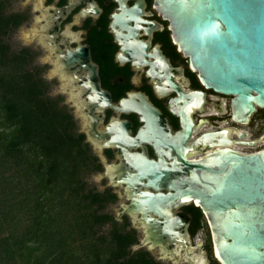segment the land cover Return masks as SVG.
Listing matches in <instances>:
<instances>
[{
  "label": "flooded vegetation",
  "instance_id": "af4514ba",
  "mask_svg": "<svg viewBox=\"0 0 264 264\" xmlns=\"http://www.w3.org/2000/svg\"><path fill=\"white\" fill-rule=\"evenodd\" d=\"M3 4L11 10L7 15L17 18L13 34L22 33L20 49L32 54L43 91L67 111L95 160L90 177L97 179L99 191L116 196L109 206L117 204L120 212L132 202L128 184L121 181L138 173L130 154L159 162L163 158L184 170L176 148L183 146L187 159L198 160L225 147L218 144L224 135L231 140H255L243 127L253 125L251 118L260 108L248 124L232 119L233 96L203 83L176 39L161 0H3ZM181 113L194 122L185 141ZM147 119L155 124L148 125ZM234 130L247 136L241 138ZM208 133H221V137L203 139ZM244 148L251 147L234 146L241 153H251ZM147 182L145 178L143 184ZM143 184L137 183L135 190L146 189ZM149 190L157 192L153 187ZM176 214L188 223V236L168 244L166 251L176 249V256L168 253L167 257L160 247L141 246L145 234L130 215L118 214L116 219L127 218L141 234L133 249L149 251L161 264L162 260L191 264L186 247L190 257L197 259L202 246L196 245V237L207 230L204 264H220L203 211L191 203L179 206ZM180 231L183 235L185 228Z\"/></svg>",
  "mask_w": 264,
  "mask_h": 264
},
{
  "label": "water",
  "instance_id": "95a60500",
  "mask_svg": "<svg viewBox=\"0 0 264 264\" xmlns=\"http://www.w3.org/2000/svg\"><path fill=\"white\" fill-rule=\"evenodd\" d=\"M161 1L176 39L203 83L232 95V119L248 124L257 109L264 108V0ZM181 118L185 141L194 122L184 113ZM147 124L155 122L147 119ZM234 131L241 138L247 136ZM220 137L221 133H208L203 139ZM261 142L264 135L245 141L224 135L218 144L225 147L198 160L187 159L183 146L176 148L184 170L163 158L159 162L140 153L130 154L138 173L121 182L128 184L132 202L116 213L119 217L130 215L143 229L141 246L149 250L160 247L164 257L168 253L176 256V249L166 251L167 246L188 236V223L176 209L194 203L209 221L214 256L220 264H264V148L251 153L234 149L237 144L255 148ZM145 178L148 182L144 185ZM137 183L146 189L136 191ZM164 187L168 193L159 191ZM180 228H185L183 235ZM198 244L201 248L200 240ZM189 252L187 245L191 264H204L205 252L200 249L197 259Z\"/></svg>",
  "mask_w": 264,
  "mask_h": 264
},
{
  "label": "trees",
  "instance_id": "16d2710c",
  "mask_svg": "<svg viewBox=\"0 0 264 264\" xmlns=\"http://www.w3.org/2000/svg\"><path fill=\"white\" fill-rule=\"evenodd\" d=\"M0 1V264H161L88 186L95 160L23 49L3 37L17 18ZM105 225H108L106 229Z\"/></svg>",
  "mask_w": 264,
  "mask_h": 264
},
{
  "label": "rangeland",
  "instance_id": "374dc122",
  "mask_svg": "<svg viewBox=\"0 0 264 264\" xmlns=\"http://www.w3.org/2000/svg\"><path fill=\"white\" fill-rule=\"evenodd\" d=\"M3 2V0H0ZM10 9H3V14H9L10 13ZM3 40L6 44H8V47L13 50V51H17L21 48L22 46V43L20 41V37H19V32H16L10 36H6V37H3ZM252 123L253 125L250 126V128H247V127H243V129L247 130L248 133H250V138H255V139H259L262 135H264V108H260L258 110L257 113H255L253 116H252ZM264 142H261L260 144L257 145L256 148H244L243 150L244 151H247V152H253L255 151L256 149H261L262 147H264ZM263 145V146H262ZM88 183V186L90 187H94L96 188V190H98V181L97 179H93L92 177H90V179L87 181ZM96 184V185H95ZM117 209H120V207H117V204L116 205H112V206H109L108 207V210L115 216L117 217V213H116V210ZM128 220V219H127ZM121 222V220H120ZM129 224H130V221H128ZM108 225H105V229ZM129 228H132L131 225L129 226ZM138 234V237L141 235L139 234V232H137ZM210 236V234H209ZM196 245L198 243V240H200V242L202 243V248H201V251L202 252H205V250L203 249V244L206 243V240L208 242V232L207 230H200L197 237H196ZM212 245V244H211ZM212 247V246H211ZM203 249V250H202ZM210 251V250H209ZM211 251H212V248H211ZM156 256V255H155ZM209 257H211V254L209 253ZM163 261V260H162ZM167 262L166 261H163V264H166Z\"/></svg>",
  "mask_w": 264,
  "mask_h": 264
}]
</instances>
